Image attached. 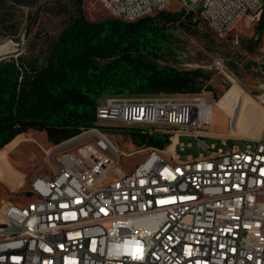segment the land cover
I'll use <instances>...</instances> for the list:
<instances>
[{
    "label": "built area",
    "instance_id": "2783aa9c",
    "mask_svg": "<svg viewBox=\"0 0 264 264\" xmlns=\"http://www.w3.org/2000/svg\"><path fill=\"white\" fill-rule=\"evenodd\" d=\"M175 3L220 38L245 18L259 23L264 12V0H100L125 22ZM11 57L21 55L0 58ZM212 108L184 94L106 99L96 113L104 127L145 128L141 134L168 135L170 144L124 152L96 127L57 145L79 142L52 176L33 175L31 202L0 206V264H264V128L255 138L212 135L204 131ZM182 136L196 137L210 154L183 164ZM205 138L223 148H209ZM141 152L144 159L126 170L124 160Z\"/></svg>",
    "mask_w": 264,
    "mask_h": 264
},
{
    "label": "rangeland",
    "instance_id": "374dc122",
    "mask_svg": "<svg viewBox=\"0 0 264 264\" xmlns=\"http://www.w3.org/2000/svg\"><path fill=\"white\" fill-rule=\"evenodd\" d=\"M182 11L176 3L168 10L170 13ZM75 15L76 6L69 1L0 0V45L8 44L16 50L15 53H6L7 56L21 55L36 60L39 65L44 64L59 35ZM84 15L89 22L116 19L101 6L100 0H87ZM184 18L191 21L189 30L170 28L163 63L179 71L202 72L201 92L183 94L201 96L212 105L211 124L205 125L204 131L238 138L257 137L264 128V32L257 29L259 23L245 18L226 37L220 38L197 15L187 14ZM215 59L224 61L222 70L214 67ZM110 97L114 96L102 98L99 106ZM231 117L235 120L232 129ZM98 125L104 127L99 122ZM108 125L110 128L106 125L105 132L122 151L143 148L142 144H135L125 130L134 128L141 132L145 128L119 123ZM161 129L174 132L166 127ZM204 142L209 148L215 146V150L223 148L216 139L205 138ZM180 143L184 145V150L178 149L177 154L182 162L189 157L196 160L210 154L199 145L196 137L182 136ZM78 144L74 142L61 149L52 146L45 133L30 131L0 150V206L3 201L25 205L31 202L25 196L31 193L29 181L33 175L42 172L52 176L61 155L68 150L75 151ZM236 144L245 146L239 141ZM144 157L141 152L126 158L123 166L131 171Z\"/></svg>",
    "mask_w": 264,
    "mask_h": 264
},
{
    "label": "trees",
    "instance_id": "16d2710c",
    "mask_svg": "<svg viewBox=\"0 0 264 264\" xmlns=\"http://www.w3.org/2000/svg\"><path fill=\"white\" fill-rule=\"evenodd\" d=\"M60 1L72 2L76 15L44 64L25 57L0 60V150L30 131L45 133L57 146L98 127L97 108L108 96L201 92V71H179L163 63L170 28L189 30L185 10L135 22H89L84 15L87 0ZM263 26L264 12L259 32ZM15 51L0 45V57ZM125 132L138 145L162 149L170 144L165 134L145 136L134 128Z\"/></svg>",
    "mask_w": 264,
    "mask_h": 264
},
{
    "label": "bare ground",
    "instance_id": "6f19581e",
    "mask_svg": "<svg viewBox=\"0 0 264 264\" xmlns=\"http://www.w3.org/2000/svg\"><path fill=\"white\" fill-rule=\"evenodd\" d=\"M212 135H214V134H212ZM216 136L238 138V137H234V136H230V135H216ZM249 138H255V137H249ZM240 139H247V138H240ZM173 148H174V145L171 147V150H173ZM1 163L4 164L3 159L1 160ZM183 164H193V158L189 157L186 162H183ZM88 234H96V226H88Z\"/></svg>",
    "mask_w": 264,
    "mask_h": 264
},
{
    "label": "water",
    "instance_id": "95a60500",
    "mask_svg": "<svg viewBox=\"0 0 264 264\" xmlns=\"http://www.w3.org/2000/svg\"><path fill=\"white\" fill-rule=\"evenodd\" d=\"M2 58H0V60H1ZM235 123V120H233V123L232 124H234ZM78 137V136H77Z\"/></svg>",
    "mask_w": 264,
    "mask_h": 264
}]
</instances>
